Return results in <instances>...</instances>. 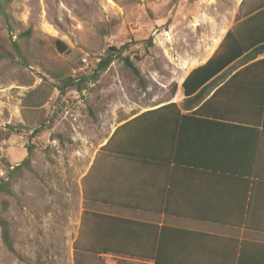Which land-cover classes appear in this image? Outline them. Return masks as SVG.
<instances>
[{
	"label": "rangeland",
	"instance_id": "1",
	"mask_svg": "<svg viewBox=\"0 0 264 264\" xmlns=\"http://www.w3.org/2000/svg\"><path fill=\"white\" fill-rule=\"evenodd\" d=\"M235 2L12 0V33L0 15V53L12 59H0V182L9 166L28 157L31 164L12 175L11 194L0 196L15 249L9 251L0 229V264L77 263L81 214L92 209L82 178L100 145L127 108L172 94L178 63L194 56L188 21L219 13L232 22ZM57 41L70 52L61 53ZM111 47L131 58L145 87L120 59L93 82ZM82 78V92L66 88V80Z\"/></svg>",
	"mask_w": 264,
	"mask_h": 264
},
{
	"label": "crops",
	"instance_id": "2",
	"mask_svg": "<svg viewBox=\"0 0 264 264\" xmlns=\"http://www.w3.org/2000/svg\"><path fill=\"white\" fill-rule=\"evenodd\" d=\"M230 12L228 23L219 13L188 21L194 56L178 63L172 94L127 108L83 175L88 211L136 224L134 237L110 243L145 254H103L89 264H156L163 228L167 264H264V53L230 64L199 103L183 90L194 70L232 47L233 28L252 26L264 45V0H236Z\"/></svg>",
	"mask_w": 264,
	"mask_h": 264
},
{
	"label": "trees",
	"instance_id": "3",
	"mask_svg": "<svg viewBox=\"0 0 264 264\" xmlns=\"http://www.w3.org/2000/svg\"><path fill=\"white\" fill-rule=\"evenodd\" d=\"M11 2L12 0H0V15L10 33L13 32V25L7 7ZM233 34H235V36L237 35V38L234 40L231 48H228L225 52H217L206 65L194 70L184 82L183 90L185 96L191 99L189 102H194L195 104L199 103L207 89V84L233 62L241 59L242 65H246L258 55L264 53V45H261V39L257 36L258 32H255L252 26H249L245 32H236V29L233 28V31H231L226 38L232 37ZM56 45L61 53L68 54L70 52L62 42L57 41ZM14 46L16 47L14 50L17 54L21 55L18 45L15 43ZM0 59L12 60L11 55L8 53H0ZM119 59L125 63V66L133 72L135 77L143 84V87H145L144 78L140 70L134 65L130 57L122 56L121 50L116 47L109 48L106 52V56L98 63L97 69L92 76L93 82H97L100 75L106 72L110 66ZM85 83L86 80L84 78L78 83L73 79H68L66 80L65 86L66 88H76L78 92H82ZM172 87L174 96L177 87L176 85H172ZM167 107L176 108L175 105ZM30 164L31 160L30 157H28L20 166L14 168L9 166L7 179L0 182V196L3 194H11L12 175L20 172L24 167L29 168ZM135 227L136 224L133 222L123 221L85 210L82 214L78 238L73 245L75 253L79 256L76 264H89L91 263L90 261L94 262L100 255L112 253L131 258L143 257L145 254L141 253L142 250L139 253L138 247L134 244L127 245L126 241H123V243H110L109 238L111 236L118 237L121 233H125L129 237H134L137 231ZM0 229L3 243L9 251L14 252V243L10 235V224L1 216ZM167 230L166 228L161 230L159 238L160 243L158 242V252L156 253L155 259L156 264H167L161 259L162 239H164L162 236Z\"/></svg>",
	"mask_w": 264,
	"mask_h": 264
}]
</instances>
